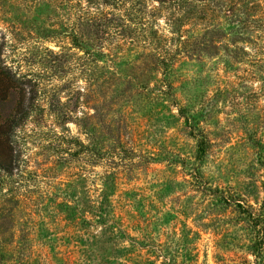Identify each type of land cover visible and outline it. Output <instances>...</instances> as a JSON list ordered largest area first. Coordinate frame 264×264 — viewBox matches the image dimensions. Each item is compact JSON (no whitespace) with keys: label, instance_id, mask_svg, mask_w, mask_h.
<instances>
[{"label":"rangeland","instance_id":"1","mask_svg":"<svg viewBox=\"0 0 264 264\" xmlns=\"http://www.w3.org/2000/svg\"><path fill=\"white\" fill-rule=\"evenodd\" d=\"M0 133V264H264V0H0Z\"/></svg>","mask_w":264,"mask_h":264},{"label":"trees","instance_id":"2","mask_svg":"<svg viewBox=\"0 0 264 264\" xmlns=\"http://www.w3.org/2000/svg\"><path fill=\"white\" fill-rule=\"evenodd\" d=\"M197 1H202V0H197ZM1 136H2V133H0V140H1ZM207 146H209V143L206 141V139H203L200 141V144H199V155H200V157H203L207 154V148H208ZM108 222L114 223V222H116V220H112V221H108Z\"/></svg>","mask_w":264,"mask_h":264}]
</instances>
